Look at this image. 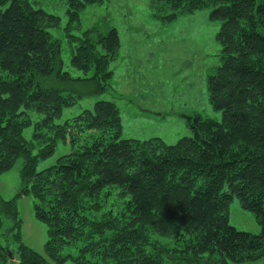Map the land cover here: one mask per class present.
Returning a JSON list of instances; mask_svg holds the SVG:
<instances>
[{
	"label": "trees",
	"instance_id": "16d2710c",
	"mask_svg": "<svg viewBox=\"0 0 264 264\" xmlns=\"http://www.w3.org/2000/svg\"><path fill=\"white\" fill-rule=\"evenodd\" d=\"M104 1L67 0L70 23L79 21L87 6ZM152 1L169 20L212 6L210 17L221 21L217 40L223 62L207 82L222 120L190 117L193 136L174 144L157 136L122 137L120 108L111 100L57 123L77 96L45 80H95L97 90L105 91L121 44L119 31L72 35L80 41L72 64L85 73L95 67L92 77H73L64 70L61 41L47 29L60 16L31 0H0V174L24 159L22 193L32 194L34 215L48 235L46 256L26 245L17 197L0 194V233L5 215L18 241L15 251L1 245L9 264H62L63 248L78 241L77 264H231L264 258V0ZM33 113L40 118L34 121ZM32 124L29 140L24 131ZM68 133L73 150L38 170L39 160L52 155ZM235 196L254 213L259 233L230 222Z\"/></svg>",
	"mask_w": 264,
	"mask_h": 264
},
{
	"label": "rangeland",
	"instance_id": "374dc122",
	"mask_svg": "<svg viewBox=\"0 0 264 264\" xmlns=\"http://www.w3.org/2000/svg\"><path fill=\"white\" fill-rule=\"evenodd\" d=\"M31 1L60 16V22L47 29L61 41L64 70L73 77H92L95 67L85 73L72 64V56L80 42L72 40V35L84 36L86 30L93 29L96 36L116 27L121 39L120 48L110 62L113 76L105 91L97 90L95 80L67 82L55 77L45 80V85L60 86L77 96L74 104L64 107L57 123L72 121L85 109H94L99 100H111L120 108L122 137L148 139L157 136L174 144L184 136H193L190 117L200 114L222 120L223 112L214 109L210 102L207 82L209 75L223 62L222 46L217 40L221 21L210 17L212 6L181 13L169 20L163 17L166 10L152 0H106L87 6L80 20L70 23L67 0ZM32 117L35 121L40 115L33 113ZM33 130L32 124L24 131L29 140L33 138ZM73 148L68 133L66 139L59 140L52 155L39 160L38 170L58 163L59 157ZM33 149L37 153L39 146ZM23 162L19 157L10 170L0 174V194L5 199L17 197L23 242L46 256L47 226L34 215L32 194L22 193ZM230 222L242 230L261 231L254 213L244 209L237 196L230 203ZM12 225V220L3 215L0 253L3 251L1 245L13 251L18 247ZM80 247L81 241L66 245L62 253L67 259L62 264H77L75 257L80 254ZM0 264L9 263L0 255ZM231 264H264V258L232 261Z\"/></svg>",
	"mask_w": 264,
	"mask_h": 264
},
{
	"label": "water",
	"instance_id": "95a60500",
	"mask_svg": "<svg viewBox=\"0 0 264 264\" xmlns=\"http://www.w3.org/2000/svg\"><path fill=\"white\" fill-rule=\"evenodd\" d=\"M11 258L14 259V255L12 252H10Z\"/></svg>",
	"mask_w": 264,
	"mask_h": 264
}]
</instances>
